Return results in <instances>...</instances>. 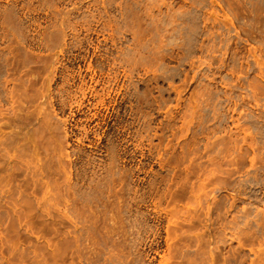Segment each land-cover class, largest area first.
<instances>
[{"label": "rangeland", "instance_id": "1", "mask_svg": "<svg viewBox=\"0 0 264 264\" xmlns=\"http://www.w3.org/2000/svg\"><path fill=\"white\" fill-rule=\"evenodd\" d=\"M0 264H264V0H0Z\"/></svg>", "mask_w": 264, "mask_h": 264}]
</instances>
